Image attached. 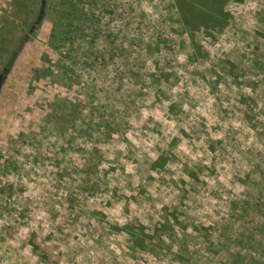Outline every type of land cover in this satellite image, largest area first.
Instances as JSON below:
<instances>
[{
	"label": "rangeland",
	"instance_id": "rangeland-1",
	"mask_svg": "<svg viewBox=\"0 0 264 264\" xmlns=\"http://www.w3.org/2000/svg\"><path fill=\"white\" fill-rule=\"evenodd\" d=\"M40 2L0 0V264H264V0L192 37L175 0Z\"/></svg>",
	"mask_w": 264,
	"mask_h": 264
},
{
	"label": "trees",
	"instance_id": "trees-1",
	"mask_svg": "<svg viewBox=\"0 0 264 264\" xmlns=\"http://www.w3.org/2000/svg\"><path fill=\"white\" fill-rule=\"evenodd\" d=\"M228 0H175L174 5L179 15V19L183 29L190 33L200 26L216 27L222 26L228 18V13L224 10V4ZM241 2L242 0H235ZM193 41V39H192ZM194 43V42H192ZM196 50H200V46L193 44ZM18 48L14 50L8 60V64L15 58ZM201 53V52H200ZM203 53V52H202ZM117 230H124L129 235H134L132 232L133 224L125 223L123 225L112 226ZM143 227V226H141ZM134 246L140 251H146L147 242L143 238L132 236Z\"/></svg>",
	"mask_w": 264,
	"mask_h": 264
},
{
	"label": "water",
	"instance_id": "water-1",
	"mask_svg": "<svg viewBox=\"0 0 264 264\" xmlns=\"http://www.w3.org/2000/svg\"><path fill=\"white\" fill-rule=\"evenodd\" d=\"M46 0H41L40 2V9H39V13L37 15L36 20L34 21L33 25L31 26V30H33L35 28V25L39 22V20L41 19L43 13H44V5H45ZM3 80V75L0 74V85L2 83Z\"/></svg>",
	"mask_w": 264,
	"mask_h": 264
}]
</instances>
